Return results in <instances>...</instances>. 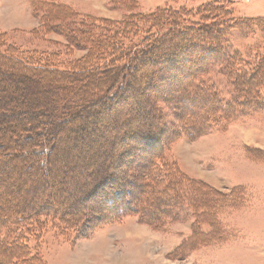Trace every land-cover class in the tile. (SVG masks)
<instances>
[{
	"label": "rangeland",
	"instance_id": "obj_1",
	"mask_svg": "<svg viewBox=\"0 0 264 264\" xmlns=\"http://www.w3.org/2000/svg\"><path fill=\"white\" fill-rule=\"evenodd\" d=\"M210 4L222 5L230 22L238 23L225 45L242 58L235 71L227 69L226 59L210 65L190 103L179 91L196 55L188 54L186 62L184 47L148 57L139 71H153L147 73L151 79H126L115 97L50 138L47 172L27 157L10 163L17 168L5 175L22 181L4 192L0 187V264H264V85L259 97L244 96L237 84L246 78H236L264 65V0H0V33L11 47L36 51L49 68L62 70L88 48L83 39L76 47L67 39L70 34L79 40L80 31L95 38L118 36L131 20L136 32L118 36L130 44L159 33L149 17L165 11L161 17L167 22L174 17L170 12L195 22ZM158 64L163 66L159 76ZM134 111L141 117L136 119ZM189 113L197 116L195 123L182 126ZM147 119L156 125L158 143L136 153L131 134L135 122L144 128ZM149 135L140 133L145 139ZM17 145L28 149L16 142L3 155L17 158ZM154 153L163 158L160 164L153 155L158 167L167 166L149 181L144 171ZM111 194L118 205L105 201ZM24 198L40 199L37 216H7L11 220L1 226L3 210ZM44 199L70 213L75 225L65 224L55 209L43 212ZM145 212L150 221L139 215ZM17 236L24 241L15 243Z\"/></svg>",
	"mask_w": 264,
	"mask_h": 264
},
{
	"label": "trees",
	"instance_id": "obj_2",
	"mask_svg": "<svg viewBox=\"0 0 264 264\" xmlns=\"http://www.w3.org/2000/svg\"><path fill=\"white\" fill-rule=\"evenodd\" d=\"M59 11L66 12L61 9ZM68 13L66 12L65 14ZM162 13L167 12L162 11L148 18L151 26L156 27L159 31L158 34L146 33L137 42L130 44H126L122 38H126L136 32V28H133L130 24L131 20L123 23V29L119 33L120 36L118 35L122 38L115 35L95 38L90 36L88 32H81L79 30L78 34L81 36L79 40L75 35L70 34L67 39L76 47H82L81 40L83 39L88 48L84 56L80 57L68 68L62 70L49 68L47 59H43L36 51L27 53L26 51H19L11 47L7 43L6 35L0 33V151L2 152V155H0V175H2L0 187L3 185V192L6 191L4 187L13 188L16 182L21 184L22 181L18 175L15 179L12 176L5 175L6 170L12 172L13 167L17 168L15 166L16 163L13 167L10 163L27 157L36 168L41 166L46 171L48 159L50 160V147L52 148L53 146V141H50V138L56 136L58 131L71 126H77L83 113L93 112L94 108L100 106L108 96H110L108 99L115 97L119 90L127 86L128 80L126 79L133 76L139 79L141 77L143 79L148 77L151 79L153 75L149 76L147 73L151 74L153 71L141 72L143 71L142 63L146 58L160 54L168 56L174 50L177 51L184 47H186L187 52L183 53L185 58L181 57V59L184 58L186 62H189L187 55H196L198 59L191 64V67L194 69L187 71L183 75L186 77L181 78L183 86H180L179 91V98L188 100L190 103L196 98L197 91L201 87L198 85L202 84V81L199 79L200 74L204 73L210 65L215 63L218 65V62L222 63L226 59L225 62H228L226 64L227 69L234 72V68L242 61V58L238 54H230L228 47L225 46L229 30L238 25V23L233 24V22H230L228 11H225L222 5L210 4L207 7H203L200 12L201 15L199 14L198 16L199 21H190L189 23L180 20L179 17L177 19L176 15L171 14V12L169 16L174 17L167 22L161 17ZM231 24L232 27H230ZM262 66H257L256 70L251 74H248V72L244 74L237 73L236 78H241L242 80L243 77L246 78L244 83L239 82L237 84L239 85L238 90L240 94L244 96H260L258 87L260 88L264 85V65ZM162 67L158 64L154 68L156 69L157 76L163 74V71H161ZM169 74L172 78H176V75H173L172 71ZM195 79L196 81L194 82ZM145 85L146 87L149 86L148 83ZM205 89L208 90L207 88ZM262 99L264 100V98ZM186 110L187 107L182 108V117H184L183 114ZM133 115L134 117L136 116V119L141 117L140 113L135 111ZM60 116L61 119H57ZM195 117L197 116L189 113L184 118L186 120L182 123V126L192 125ZM135 124L137 128L131 134L132 140L135 142V147L132 151L138 153L137 150H139L141 152L145 144L155 147L158 143L156 142L157 136L154 132L156 125L152 124L148 119L144 124V128H142L143 126L140 127V124L136 122ZM22 130L29 132L28 135H23ZM140 133H149L150 135L145 139L140 136ZM16 142L26 144L28 147L27 151H22L20 149L21 145H17L19 147L18 153H16L17 158L3 155V153L7 152L6 148L15 145ZM25 153L31 155L28 157ZM153 155L158 158L159 162L163 161L160 154L156 156L157 153L152 154V157L148 159L144 175L149 181L159 171L161 166H167L164 162L158 167L156 160L153 159ZM192 183L190 182L191 185ZM112 189L116 190L118 187L115 186ZM194 192L197 194V190H194ZM22 194L24 195V193ZM112 195H104L105 201L107 200L108 203L110 201L111 205H118L120 201L114 200ZM33 199L25 200L24 198L25 202L21 200L20 203L10 205L7 211L3 210L7 214H5L1 226L11 220L9 217L5 218L7 216L14 217L18 214L16 216L20 217L18 219L37 216L35 208L37 207L36 203L40 202L38 201L40 199L37 201ZM98 200L102 202L100 196H98ZM41 202L42 206H45L42 209L43 212L55 209L56 212H62L60 218L61 220H66L67 223L63 221L65 224L75 225V223L72 224L71 214L66 213L65 209L62 207V209L56 208L52 204L49 205L50 203L46 199ZM112 208L114 207L112 206ZM130 208H133V211L135 210L137 213L139 212L135 204H133V207L131 205ZM146 212L144 214L139 213V215L145 221H150V218L145 216ZM65 216L70 217L65 218ZM75 218H79V215ZM23 241L24 237L17 236L14 242L22 243ZM25 248L27 250L26 246ZM25 254L26 252L21 250L18 256L23 257ZM15 258L18 259L19 257L15 256Z\"/></svg>",
	"mask_w": 264,
	"mask_h": 264
}]
</instances>
